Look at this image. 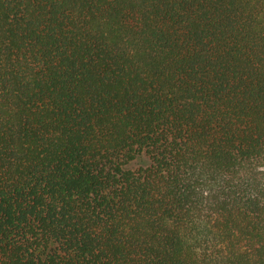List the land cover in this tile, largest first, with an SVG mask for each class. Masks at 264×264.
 Instances as JSON below:
<instances>
[{
	"label": "trees",
	"instance_id": "obj_1",
	"mask_svg": "<svg viewBox=\"0 0 264 264\" xmlns=\"http://www.w3.org/2000/svg\"><path fill=\"white\" fill-rule=\"evenodd\" d=\"M0 264H264V0H0Z\"/></svg>",
	"mask_w": 264,
	"mask_h": 264
}]
</instances>
